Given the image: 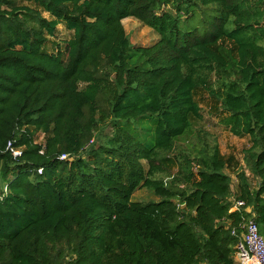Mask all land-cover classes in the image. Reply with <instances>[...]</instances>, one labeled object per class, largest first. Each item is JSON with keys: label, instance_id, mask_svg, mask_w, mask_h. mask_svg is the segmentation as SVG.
<instances>
[{"label": "trees", "instance_id": "16d2710c", "mask_svg": "<svg viewBox=\"0 0 264 264\" xmlns=\"http://www.w3.org/2000/svg\"><path fill=\"white\" fill-rule=\"evenodd\" d=\"M130 16L159 40L134 45ZM61 23L72 36L48 51ZM199 88L251 139L235 191L218 145L170 156L203 118ZM1 181L0 264H238L233 228L264 236V0H0ZM143 187L159 199L133 200Z\"/></svg>", "mask_w": 264, "mask_h": 264}, {"label": "rangeland", "instance_id": "374dc122", "mask_svg": "<svg viewBox=\"0 0 264 264\" xmlns=\"http://www.w3.org/2000/svg\"><path fill=\"white\" fill-rule=\"evenodd\" d=\"M39 9L44 16L50 17V15L41 7H39ZM196 23H199L198 20ZM123 24L131 42L136 46H149L157 42L160 38V35L153 28L145 25L136 17L130 16L125 18ZM71 36L72 32L66 27V25L64 23L59 24L55 36L50 37L49 42H47L48 51L55 52V43L69 39ZM224 44L229 48L233 47V43L229 40H225ZM195 98L202 107L203 118L201 120L195 119L193 121V128L177 142V147L170 156H176L177 158L178 156H182L181 153H183L185 156L192 155V157H198L203 150L218 145L221 154L226 158L231 159L233 167H227L226 172L232 177V189L235 191L237 176L234 170L245 167L243 150L250 146L251 139L248 135L237 136L230 131L227 122V118L229 117L228 112L224 111L220 102L210 96L205 89H197L195 92ZM102 127L103 126L100 127L94 137L95 141L98 140L99 136L112 133V126L110 124L106 125L103 131ZM134 130L148 145H153V143H155L154 131L151 128V125L137 123L134 125ZM37 139L44 140V134L37 133ZM167 165L170 170L166 174H158L159 177H166L170 172H177L179 163H176L174 159H170ZM197 167V161H194V170H197ZM246 171L253 186H256L258 184V178H256L248 169H246ZM166 179H168V177H166ZM4 186L5 185L1 181L0 188H3ZM158 199L159 198L151 189L145 187L136 190L133 196V200L143 202L156 201ZM231 199L234 200V197H231Z\"/></svg>", "mask_w": 264, "mask_h": 264}, {"label": "built area", "instance_id": "2783aa9c", "mask_svg": "<svg viewBox=\"0 0 264 264\" xmlns=\"http://www.w3.org/2000/svg\"><path fill=\"white\" fill-rule=\"evenodd\" d=\"M93 142L94 140L92 139L88 145ZM7 148L14 157L22 154L20 148L14 147L12 140L8 141ZM70 157L67 153L60 155L61 159ZM39 172H42V169H39ZM241 205H244L243 200L237 201L234 206L237 208ZM232 234L238 236V241L235 245V256L238 264H264V236L260 233L259 226L255 220H246L240 229L233 228Z\"/></svg>", "mask_w": 264, "mask_h": 264}, {"label": "crops", "instance_id": "0c3cea01", "mask_svg": "<svg viewBox=\"0 0 264 264\" xmlns=\"http://www.w3.org/2000/svg\"><path fill=\"white\" fill-rule=\"evenodd\" d=\"M247 210H249V211H250V210H251V208L249 207Z\"/></svg>", "mask_w": 264, "mask_h": 264}]
</instances>
